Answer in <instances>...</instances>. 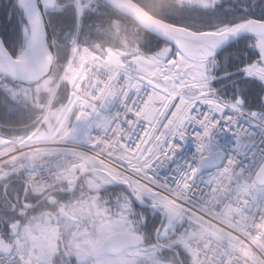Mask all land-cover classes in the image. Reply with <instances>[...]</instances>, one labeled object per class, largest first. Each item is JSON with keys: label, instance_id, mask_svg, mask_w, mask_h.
I'll use <instances>...</instances> for the list:
<instances>
[{"label": "snow or ice", "instance_id": "6c2138e0", "mask_svg": "<svg viewBox=\"0 0 264 264\" xmlns=\"http://www.w3.org/2000/svg\"><path fill=\"white\" fill-rule=\"evenodd\" d=\"M0 264H264V0H0Z\"/></svg>", "mask_w": 264, "mask_h": 264}, {"label": "trees", "instance_id": "16d2710c", "mask_svg": "<svg viewBox=\"0 0 264 264\" xmlns=\"http://www.w3.org/2000/svg\"><path fill=\"white\" fill-rule=\"evenodd\" d=\"M5 2H6V0H5Z\"/></svg>", "mask_w": 264, "mask_h": 264}]
</instances>
